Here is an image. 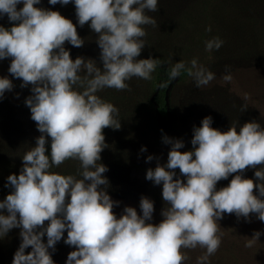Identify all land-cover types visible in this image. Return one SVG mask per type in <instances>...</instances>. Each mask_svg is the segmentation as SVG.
I'll use <instances>...</instances> for the list:
<instances>
[{
  "label": "clouds",
  "instance_id": "1",
  "mask_svg": "<svg viewBox=\"0 0 264 264\" xmlns=\"http://www.w3.org/2000/svg\"><path fill=\"white\" fill-rule=\"evenodd\" d=\"M49 2L67 5L70 0ZM39 3L0 0V17L7 15L12 22L10 28L0 25V60L10 57L8 71L22 79V88L31 85L25 104L41 133L22 155L19 175L8 176L6 186L12 190L0 201V238L13 228L21 229L22 242L12 264H55L49 249L55 250L65 230L64 243L75 248L66 264H183L187 257L181 249L198 246L206 249L198 264H205L221 244L217 222L225 213L249 222L255 214L264 221V167L255 171L259 183L243 176L248 168L264 166V127L249 121L237 131L233 122L221 131L212 127L211 116L193 127L191 151H180L184 142L165 135L163 142L171 145L167 163L158 162L146 172L147 180L162 184L167 205L161 210L163 219L148 222L154 203L146 196L140 198L142 215L125 206L117 218L113 208L120 202L107 193L109 181L103 173L108 168L99 161L107 147L103 129L121 127L119 110L97 93L104 88L128 89L126 81L132 77L152 79L160 61L137 57L146 44L145 26L157 25L146 10L158 11V0H74L79 25L90 22L97 34L102 67L91 58H71L65 42L77 48L84 44L76 26L59 11L36 7ZM19 4L23 6L18 9ZM223 43L214 37L205 42V50H219ZM182 71L198 88L214 79L193 58L190 67L182 61L172 65L169 80ZM13 87L10 79L0 77V98ZM66 160L79 161L78 175L52 170ZM176 169L186 182L174 179ZM234 173L230 183L217 190V182ZM260 235L254 232L245 247H253ZM29 246L31 251L25 253Z\"/></svg>",
  "mask_w": 264,
  "mask_h": 264
},
{
  "label": "trees",
  "instance_id": "2",
  "mask_svg": "<svg viewBox=\"0 0 264 264\" xmlns=\"http://www.w3.org/2000/svg\"><path fill=\"white\" fill-rule=\"evenodd\" d=\"M175 5L178 6L177 14L171 13ZM22 6L19 4L17 7L19 9ZM35 6L59 11L76 26L78 35L84 40L83 46L77 48L69 42L64 45L73 60L77 56L91 58L97 66L102 67L97 34L91 30L90 22L83 27L79 25L74 0H70L67 5H52L49 0H40ZM146 13L156 19L157 25L145 26L147 35L143 39L146 44L137 59L151 57L160 61V64L151 73L150 80L132 77L126 81L128 89L118 91L104 88L97 93L118 108L121 124L119 129H103L107 147L101 152L99 163L108 168L103 173L109 181L107 193L119 197L132 193L139 201L141 196H146L153 201L154 210H162L167 206L162 198V184L155 185L147 180L146 172L149 168H155L158 162L167 163L171 145L163 142L165 135L182 140L184 147L180 151L183 152L192 150L193 127L200 126L205 116H211L212 127L221 131H227L233 122L237 124V131L249 121H256L264 127V0H158V11L146 10ZM0 25L10 28L12 22L7 15H3ZM186 37L188 39L184 42L177 41ZM214 37L224 41L222 47L213 49L208 59H199L198 63L211 71L214 79L238 72L241 68L253 72V76L249 77L253 82L248 85L250 88H259L260 108L239 99L232 92H220L207 84L200 88H189L192 92L184 93L175 115L171 104L172 90L186 71H182L178 78L169 80L168 71L180 58L173 57L174 60L162 62V56L181 53L185 46L186 52H189L191 46L201 45ZM162 41L171 50H162L159 46ZM173 61L174 64L171 63ZM10 63V57L0 60V77H7L14 85L11 91H6L0 98V166L6 169L4 180L7 185L9 175H19L24 152L34 146L36 138L41 135L36 122L31 119L30 108L25 104V99L32 94L31 85L21 87L22 79L15 78L8 71ZM148 90L151 91L149 97ZM195 92L197 95H194ZM245 105L247 107L241 110ZM126 117H131L130 127L138 133V137L134 138L133 151L127 150L122 144L125 132L130 131L125 123ZM47 140V154L50 155L51 138ZM142 147L146 151L141 152ZM149 155L153 156L151 161H147ZM260 167L264 166L246 169L243 176L259 183L255 171ZM78 168L79 161L66 160L59 168L52 170L64 175H78ZM175 171L174 179L179 177L186 182V177L181 176L179 169ZM234 175L230 174L227 179L218 181L217 190L227 186ZM254 194H258V189L254 188ZM217 223L221 244L205 264H264V221H260L255 214L251 215L249 222L243 217L238 219L235 214L225 213ZM256 231L261 232L259 240L253 247L246 248L245 243ZM202 253L204 256L206 249Z\"/></svg>",
  "mask_w": 264,
  "mask_h": 264
},
{
  "label": "rangeland",
  "instance_id": "3",
  "mask_svg": "<svg viewBox=\"0 0 264 264\" xmlns=\"http://www.w3.org/2000/svg\"><path fill=\"white\" fill-rule=\"evenodd\" d=\"M177 14L178 12V6L175 5L172 7V12ZM170 13V14H171ZM186 38H181L177 40L178 42H184L187 40ZM165 41H162L161 45H159L162 50L166 48V50H171L170 47H166ZM205 42H202V44L197 46H191L189 52H186V47L184 48V51H181V53L176 52V55H171V53L163 54L162 62H167L168 60H174L173 57H179L180 60L178 62H184L187 67H190V62L193 58L201 61H204L210 57L211 51H206L204 47ZM175 61L171 62L174 64ZM170 63V62H169ZM200 64V63H198ZM242 70L238 72H232L228 73L225 76H220L219 78L214 79L211 83L208 84V86L214 87L215 89L221 90L220 92H232L238 96L239 99H242L245 102H250L254 104L257 108H260V94L257 92L259 88L255 86L254 88H250L248 84H251L253 82L252 79H250V75L253 76V72H246V70H243L244 68H241ZM230 76V80H226L225 77ZM196 85L193 81V79L187 75V72L184 73L183 77L180 79V81L177 83L175 88L172 90L171 95V104L173 106L174 114L176 115L178 113V108L180 107V104L182 102V98L184 97V93L190 94L192 91H189V88H194ZM225 86V87H224ZM224 88V90H222ZM151 94V91L148 90V97ZM194 95H197L195 92ZM131 118V117H130ZM130 118H125V123L128 125V129L130 131H126L124 134V138L122 141L123 146L127 150L133 151V145H134V138L138 137V133L133 128L131 129V122ZM129 119V121H128ZM6 169L3 166H0V201L4 200L6 196L10 193L12 190L10 186H6V182L4 180ZM115 184L116 182L113 181ZM109 196L114 201H119L120 203L116 206H114L113 211L117 215V218L120 217V215L123 213V210L125 206H131L134 207L137 210V213L142 215V211L140 209V201L136 199L134 194L129 193L124 195L123 197L116 196L115 194L108 193ZM4 214H7L6 210H4ZM163 217L161 216V210H154L153 216L151 221H148L153 224H158ZM47 221L45 224L47 225ZM20 228H13L9 230L7 235L3 238H0V264H12L14 254L18 250L20 243L22 242V238L20 236ZM67 237V230L64 232V238L58 241L55 245V250L49 249V252L52 255V259L54 260L55 264H66L68 254L75 250L74 246H70L64 243V239ZM43 242H47V236L42 238ZM188 252H186L184 249H181L182 254L186 256L187 259L183 261V264H198V260L200 257L203 256V249L199 246L195 249H187ZM31 251V246L25 249V253Z\"/></svg>",
  "mask_w": 264,
  "mask_h": 264
}]
</instances>
